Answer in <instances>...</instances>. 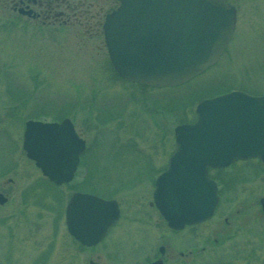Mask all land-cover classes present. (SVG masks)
<instances>
[{
    "label": "rangeland",
    "instance_id": "374dc122",
    "mask_svg": "<svg viewBox=\"0 0 264 264\" xmlns=\"http://www.w3.org/2000/svg\"><path fill=\"white\" fill-rule=\"evenodd\" d=\"M227 3L236 8L237 25L224 55L171 89L122 81L102 38L71 37L51 48L31 31H0V193L9 198L0 206V264H88L98 257L102 264H137L156 258L162 245L167 264H264V168L257 162L242 165L244 174L225 187L217 215L203 225L171 231L150 207L152 177L174 150V129L194 121L198 103L230 91L264 96V0ZM64 119L87 150L60 192L41 178L22 143L27 121ZM76 192L113 198L122 211L92 251L70 240L59 218Z\"/></svg>",
    "mask_w": 264,
    "mask_h": 264
},
{
    "label": "water",
    "instance_id": "95a60500",
    "mask_svg": "<svg viewBox=\"0 0 264 264\" xmlns=\"http://www.w3.org/2000/svg\"><path fill=\"white\" fill-rule=\"evenodd\" d=\"M235 24V9L225 0H122L104 31L111 62L124 80L163 88L180 86L215 65ZM197 115L193 125L176 128L177 149L156 182L155 204L174 230L213 217L218 196L209 167L252 158L264 163V97L235 91L200 103ZM23 147L61 185L73 180L85 141L70 120L29 121ZM118 216L116 202L81 193L66 211L69 232L88 246L99 243Z\"/></svg>",
    "mask_w": 264,
    "mask_h": 264
},
{
    "label": "flooded vegetation",
    "instance_id": "af4514ba",
    "mask_svg": "<svg viewBox=\"0 0 264 264\" xmlns=\"http://www.w3.org/2000/svg\"><path fill=\"white\" fill-rule=\"evenodd\" d=\"M120 4L121 0H0V31H4V33L8 32L9 34L26 33L27 31H31L38 36L41 42L46 43L51 48L59 47L58 44L62 40H66L71 43V37L75 39H82L83 36L86 39L102 38V44H104V48L106 49L104 42V24L107 20V17L115 10H117ZM172 154L173 152L168 155L165 167L157 172L154 177H152L151 195L153 201L151 202L150 207L155 208L157 212L158 210L153 199L156 180L160 174L167 170ZM251 162H257V166L262 167V169L264 168V164H262L260 160L252 159L246 161H237L227 168L209 169L211 178L217 183L218 186L219 205L215 212V216L217 215L225 187L227 189L230 188L234 177H242V175L244 174L242 173V165ZM148 164L149 163H145V165L147 166ZM154 165L155 163L153 161L149 164V166L151 167H154ZM41 178L44 179L45 182H48L52 187H56L57 189H59V191L62 187L71 184L69 183L57 186L43 175ZM0 195H2L6 199L5 204L0 203V206H4L8 203L9 198L3 193H0ZM103 199L108 201L114 200L113 198ZM262 199L263 198L260 199V206ZM70 200L71 198L64 208L63 215H61V210L59 214V218L62 217V219H64L65 232L70 240L73 239L82 248L89 251L95 250L104 243V241L109 237L114 228H116L121 222V208L119 207L118 202L115 200L119 207V216L117 222L111 228H109L106 236L99 243L92 246H84L80 242H78L69 232L66 220V211ZM50 209H54V206H52ZM136 211L138 210L136 209ZM58 224L57 227L59 226ZM165 224L168 227V224L166 222ZM168 229L170 228L168 227ZM127 240L128 239L123 240L120 243L119 249L125 248V241ZM9 244L7 245L8 252H12L13 249L10 248ZM31 247H34V245L32 244ZM158 253L159 255L151 261L145 262L144 260L140 259L136 262H138L137 264H167V246L162 245L158 247ZM180 258L184 259L187 258V256H185L184 254H180ZM88 264H102V261L99 257L92 258L88 261Z\"/></svg>",
    "mask_w": 264,
    "mask_h": 264
},
{
    "label": "bare ground",
    "instance_id": "6f19581e",
    "mask_svg": "<svg viewBox=\"0 0 264 264\" xmlns=\"http://www.w3.org/2000/svg\"><path fill=\"white\" fill-rule=\"evenodd\" d=\"M237 18V17H236ZM236 25H237V20H236V24H235V30H234V33H235V31H236ZM234 33H233V35H234ZM175 130V129H174ZM175 134V133H174ZM174 136H176V135H174Z\"/></svg>",
    "mask_w": 264,
    "mask_h": 264
}]
</instances>
